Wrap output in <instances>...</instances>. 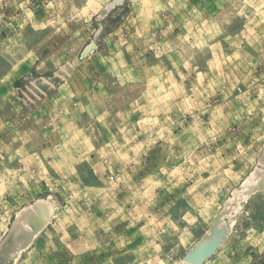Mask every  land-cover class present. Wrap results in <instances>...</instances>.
<instances>
[{
    "label": "rangeland",
    "instance_id": "374dc122",
    "mask_svg": "<svg viewBox=\"0 0 264 264\" xmlns=\"http://www.w3.org/2000/svg\"><path fill=\"white\" fill-rule=\"evenodd\" d=\"M113 1L0 0V175L52 208L0 264H98L140 221L184 263L264 168V0ZM230 211L200 264H264V189Z\"/></svg>",
    "mask_w": 264,
    "mask_h": 264
},
{
    "label": "bare ground",
    "instance_id": "6f19581e",
    "mask_svg": "<svg viewBox=\"0 0 264 264\" xmlns=\"http://www.w3.org/2000/svg\"><path fill=\"white\" fill-rule=\"evenodd\" d=\"M121 1L122 0H114L107 8L110 9L115 3ZM260 161L264 163V155L261 157ZM242 185L241 189L235 190L234 198L227 201L221 217L214 224L211 231L205 236V240L196 243L185 258V262L180 264H200L205 257L215 251L220 243L226 241L228 227L224 223V214L230 215V210L234 201H238L241 197L245 199L251 193L259 189H264V168L257 167L253 170ZM51 214V204L48 199L44 198L20 210L16 215V219L11 226L9 234L6 235L0 245V255H11L12 251H16L17 255L15 257L18 258L21 250L26 248L33 241L35 236L38 235V232L50 222ZM9 252L11 254H9Z\"/></svg>",
    "mask_w": 264,
    "mask_h": 264
},
{
    "label": "crops",
    "instance_id": "0c3cea01",
    "mask_svg": "<svg viewBox=\"0 0 264 264\" xmlns=\"http://www.w3.org/2000/svg\"><path fill=\"white\" fill-rule=\"evenodd\" d=\"M3 7H4V3L0 2V8L4 12ZM3 14H2V18L6 16L5 12ZM181 19L182 18H180V20ZM2 21L5 22L4 19H2ZM4 39L6 41L8 38L4 37ZM2 49L5 48L2 47ZM26 70L28 71V68H26L24 72ZM2 167H3L2 163H0V168ZM19 170H21V168ZM36 170L37 169H34V171ZM0 174H2V172H0ZM11 178L13 177L11 176ZM0 181L4 182V184L0 182V187H2L0 189V241H1L3 236L6 234L7 229L9 228L11 218L13 216H16V213L21 208L24 207L25 202L33 199V196H31L33 192L31 190L30 192L25 193L22 190H17L16 188L18 187L16 184L15 186L7 187L8 182H6V180L3 181L1 175H0ZM143 228L144 225H142L141 221L137 223V226H135L134 229L131 230L130 232L133 233L132 238H130L131 240L130 239L126 240L125 244L123 246L121 245L122 247H119L120 252L116 250V254H113V256L107 261L104 260L106 259V257L99 258L98 264H107V263L108 264H153V262L155 264H160L161 261L166 260L165 258H163L165 257V252H161L159 250L154 251L153 249L150 248L151 247L150 245L148 246L147 241L149 237L146 238L144 233H142ZM146 246L148 247L145 249Z\"/></svg>",
    "mask_w": 264,
    "mask_h": 264
}]
</instances>
